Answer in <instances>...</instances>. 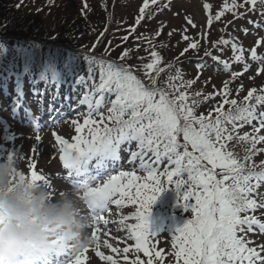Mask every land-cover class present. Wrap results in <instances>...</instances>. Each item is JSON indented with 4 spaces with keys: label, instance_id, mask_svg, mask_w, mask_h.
I'll return each mask as SVG.
<instances>
[{
    "label": "snow or ice",
    "instance_id": "snow-or-ice-1",
    "mask_svg": "<svg viewBox=\"0 0 264 264\" xmlns=\"http://www.w3.org/2000/svg\"><path fill=\"white\" fill-rule=\"evenodd\" d=\"M49 2L51 3L52 0ZM245 2L255 6L257 0H245ZM261 3H264V0H261ZM150 5L157 6L161 11L168 7L161 0H143L139 8V16L131 27L132 32H135V26L142 20L153 17L157 9L151 8ZM224 7L228 11H233L244 5H237L236 0H232L231 7L227 4ZM204 8L210 9L211 5L205 3ZM222 15L221 11L215 16H209L208 23L211 24L213 19L219 20ZM188 23L192 24V21L188 20ZM155 35L159 36L160 31ZM183 39L189 40V37L184 36ZM123 40L127 41L128 37H123ZM96 43L98 44L99 40ZM229 43V40L222 39L214 46ZM39 47L34 42H29L27 47L17 42L12 51L18 55H14L7 65L3 64V58L0 57V74H2L0 79L15 77L16 98L12 101L13 113L23 107L27 116L32 114L31 109L22 104L24 94L21 80L24 75L31 76L35 70L38 73V80L46 84L45 91L48 85L56 88L54 99L59 97V86L67 77L74 76L73 83L76 84H87L91 81L89 90L78 101V106L87 107V111L81 114L84 117L83 124L77 123L76 120L72 121L76 126V133H85V129L86 133L73 137L74 143H69L58 135L55 139L63 146L60 149L62 154L59 159L64 166L68 155L73 152L79 154L88 163L84 182L90 186L83 195L89 201L87 208L94 221L92 227L100 225L101 221L103 225H108L109 221L105 219L104 214L110 212V205L121 206L126 200L137 204L134 216L136 222L126 225V228L130 238L135 240V251H142L145 256L150 257L147 264H152V251L148 242L150 237L157 234H149L147 231L149 216L158 196L167 189L164 186L166 181L169 185L174 184L178 192H182V199L186 202L185 210L190 208L195 214L184 223L183 227L176 230L178 235L173 238L172 246L176 250L174 254L177 261L182 260V264H264V255H261L264 253V245L258 248L251 247V241L247 239V233L251 232L254 226L264 232V222L255 215H247L258 208L264 209V193H258L259 203L252 195L264 185V161H261L259 167L255 163L251 165L246 163L256 154V144L264 142V135L252 138L251 149L246 150L248 154L243 158L245 162H241L233 152L226 149L224 143H220L222 140L234 139L232 132L237 128V122H240L242 127L258 119L259 127L253 125L254 132L259 133L260 129L264 128V111H257V105L264 106V94L254 95L256 89H252L243 98L246 103L240 104L236 99H228L230 90L228 83L225 82L224 91L221 93L224 98L216 109V116L211 117L210 113L207 116L197 115L194 109L201 101L193 98L192 106H189L186 103L189 97L182 90L191 87L195 81H184L181 71L177 69L174 74L167 76L165 81L167 89H162L158 77L165 72V68L160 65L162 58L154 49L150 51L152 58L150 63L136 66V71H143L146 77L141 79L133 71L134 66L127 63L132 59V49H124L116 60L105 59V56L110 54L109 48H106L100 57L96 55L84 57L87 62L85 76L80 74L73 56L61 61L58 54L50 53L47 58H42L37 63L35 49ZM197 47V42L189 41L188 48H185L181 55L189 48L197 49ZM231 47L234 61L243 62L244 50L235 43H232ZM0 48L4 49L5 54L9 51L3 41H0ZM204 55L220 61V58L213 56L211 51L205 50ZM250 56L253 61H264V57L258 56L255 48L251 50ZM18 59L22 60V65L16 63ZM137 59L143 60V57ZM221 62L225 70L230 69L231 66L227 61ZM173 67L171 64L168 65L169 69ZM197 67L203 68L204 65L201 63ZM249 67L250 65L245 64L244 72H247ZM260 72H264V68H258L257 74ZM238 75L240 73L232 72L233 79ZM173 81L176 83L174 84ZM33 91L41 96L44 94L35 88ZM200 95L201 93L197 92L194 97ZM112 96L114 99H111ZM65 99H68L67 94ZM203 99L207 100L208 96H204ZM249 100L254 102L247 103ZM105 102L108 105L106 115L102 111ZM225 104L230 105L229 109L221 111ZM35 127H39L38 123ZM181 137L183 143L180 141ZM5 139L8 137L5 136ZM36 139L38 140L39 137ZM239 139L248 140L249 135L245 133ZM132 141L137 142V150H131ZM124 144L129 145V148L125 149L129 152L128 163L135 166L136 162H139L137 170L147 172L143 178L146 182L140 183L141 177L135 170L110 174L115 169H109L108 164L119 160L121 146ZM12 151L15 149L10 151L0 145V159L10 157ZM164 160H167L168 166L163 171H159L158 166ZM184 174L187 176L186 179ZM102 175H106L107 178L100 183ZM26 178L33 182L47 180L36 171H31L30 177L21 173L20 179ZM182 189L184 190L181 191ZM133 191L135 196L132 195ZM149 192L151 195L147 194ZM192 198L195 203H187ZM3 219L4 216L0 213V222H3ZM127 219L129 218L123 217L120 223L123 224ZM91 238L99 247L96 231L91 234ZM52 243L57 246L60 241L56 240ZM106 246L114 253L120 252V249L113 248L110 244ZM122 251L127 254L130 249L124 247ZM96 255L109 261L110 264H116L112 256H105L100 251H97ZM155 256L161 257V253L156 252ZM125 259H127L126 255ZM65 264L68 262L65 261ZM74 264H82L79 257ZM131 264H139V261L132 260Z\"/></svg>",
    "mask_w": 264,
    "mask_h": 264
},
{
    "label": "rangeland",
    "instance_id": "rangeland-1",
    "mask_svg": "<svg viewBox=\"0 0 264 264\" xmlns=\"http://www.w3.org/2000/svg\"><path fill=\"white\" fill-rule=\"evenodd\" d=\"M44 1L33 0L32 2L30 0L29 5L33 6L40 3L39 10H41V5L44 7V4L50 8L48 10L44 8L42 12L45 14L42 16H40L41 14L38 15L40 17L37 21L40 22V25L35 21L26 20L24 17L19 18L22 14L19 15L14 12L10 14L2 13L0 15V22L6 18L9 21V25L3 28L7 34L18 26L20 28L17 31L18 33L31 34L32 30L35 31L34 29L38 28L35 33L38 34L37 36L42 35L43 37L42 42L30 41L26 38L21 39L12 35V37H4L3 29H0V41H3L9 50L5 54L4 49L0 48V57L3 58L4 65H7L14 55H18L12 51L17 42L25 47L28 46L29 42H34L40 47H44L43 49L38 48L40 53L35 49L37 63L42 58H47L50 53L52 55L58 54V58L61 61L69 56L78 55V59L74 60V63L78 64L80 74L86 76L87 62L84 60V57L91 55L100 57L103 50L106 49L107 42H111L112 38L116 37L121 41L123 37L127 36L129 40L131 37H134L132 38V44L130 45L128 40L119 51V54L126 48L132 49V59L127 62L134 66L133 71L139 78L146 79L143 71H136V66L150 63L152 59L150 51L154 49L162 58L160 65L165 68V72L161 73L158 77L160 80L159 86L162 89H167V84L165 83L167 76L174 74L177 69L181 71L184 81H195L191 87L182 90L189 97L188 101H186L189 106H192L193 98L201 101L200 105L194 109L198 115L204 112H208L209 114L214 111V113L210 114H212V117L216 116V109L224 98L221 93L224 91L225 82L228 83L230 90L228 99H236L240 104L246 103L243 98L252 89H256L254 95L264 94V91H262L264 90V72L257 74L258 68H264V61H253L250 56L251 50L255 48L258 56L264 57V3H261V0H257L255 6L251 3H246L245 0H236L237 5L243 4L244 7L236 8L233 11H228L224 7L225 4L231 7L232 0H161L168 7L163 8L161 11L157 9V6L150 5L151 8L157 10L151 19H144L137 25L135 33H132L131 27L139 16V8L142 6L143 0H91L90 8L93 11L89 9V12L83 6L84 0H56L54 5H48L49 0ZM111 1H116V3L113 12L111 9L109 10V16L118 18L119 22L116 23L119 26L118 29H115L117 31L116 34H113L115 30L110 29L109 26L108 31L99 40L98 33L102 30V28L100 29L101 24H104L102 20L104 22L107 21L104 14L108 10V5H110ZM205 3L210 4L211 8L206 10L204 8ZM59 5L60 7H57ZM50 10L52 12H49ZM221 11L223 15L220 19H213L212 23L209 24V16H215V14ZM78 13L81 14L83 20L79 18ZM59 17L65 19H68V17L73 18L70 21V26L78 33L76 38L71 35L72 32L67 28L68 26L64 27L61 25V22L58 23L57 19ZM188 20H191L192 24H189ZM193 24L195 27H193ZM77 25L80 26L78 27ZM43 27L57 31L59 34L65 36H59L60 39L68 38L70 40L82 41L79 43L84 45L85 48H80L83 50L79 51L76 47H72L71 49L68 44L59 42L58 44L53 40L51 44L46 45L45 43L51 39L49 35L53 31H41ZM157 31H160L159 36L155 35ZM130 32L131 35L129 36ZM184 36H188L189 40H184ZM96 38L99 40L98 46L91 49L90 45L96 42ZM5 39H7V43H5ZM222 39L229 40L230 43L228 45L214 46L216 42ZM189 41L197 42V49L189 48L186 53L181 55L183 50L188 48ZM232 43H235L244 50L243 62L238 63L234 61ZM205 50L211 51L213 56L220 58V61L206 57L204 55ZM90 51L91 53H89ZM137 57H143V60H139ZM105 59H113V57L105 56ZM221 61H227L231 66L230 69L225 70L224 64ZM16 63L22 65V60L18 59ZM201 63L204 67L198 68L197 65ZM169 64L174 67L169 69ZM245 64L250 65L247 72H244ZM17 70L19 71V69ZM232 72L240 73V75L233 79ZM74 79V76L67 77L59 86V97L54 99L53 94L56 88L48 85L45 91L46 84L44 81L38 80V73L35 70L31 76L24 75L21 80L24 94L22 104L31 109V116L25 114L23 107L13 113L12 101L16 98L15 77L0 79V145L10 151L15 149V151H12L10 157L1 159L0 162H15L18 165H22L23 171L17 173L19 179L21 173H24L26 177H30L31 171H36L38 175H43L47 180L34 183L45 187L52 198L63 196L66 191L75 193L81 198L79 192L73 189L68 182H64L67 172L62 167V161L59 159V156L62 154L60 149L63 146L59 145L55 139L58 135L68 140L69 143H74L73 137L86 133V129L85 133H76V126L72 124V121L76 120L77 123L83 124L84 117L81 114L87 111V107L86 105L78 106V101L89 90L91 81H88L87 84H76L73 83ZM96 79L97 81L99 79L98 73ZM173 83L175 84L176 81H173ZM34 88L38 92H43V96L35 94ZM197 92L201 93V95L194 97V94ZM66 94L68 99H65ZM204 96H208V99L204 100ZM111 99H114V96ZM38 101H41V103H38ZM252 102L254 101H247V103ZM107 106V102H105V107L102 109L105 115L107 114ZM229 107L230 105L225 104L221 111H227ZM257 111H264V106L257 105ZM36 123L39 125L38 128L35 127ZM237 124L238 126L232 132V135L247 133L251 141L245 142L250 144L247 145L248 143L245 144L244 141H240L238 142L242 147L240 148L235 146L231 141L222 140L220 143H224L228 151L233 152L234 155L237 153L239 157H236L241 162H245L243 158L248 154L246 150L252 146V138L264 135V128H261L259 133L254 132L253 125L259 127L258 119L254 120L252 124H244L242 127L240 126V122H237ZM5 136L8 139H5ZM36 137H39V139L37 140ZM180 141L183 143L182 137ZM127 148H129L128 144L122 145L119 160L108 164L109 169H115L110 174L115 175L119 171L135 170L136 174L141 177L140 183L146 182L143 178L147 175V172L137 170L139 162L137 161L135 166L128 163L129 152L125 150ZM130 148L131 150H137V142L132 141ZM261 149H264V142L256 144V154L252 156L250 161H246V163L249 165L255 163L259 167L261 161H264V151H261ZM149 156H151V153H149ZM167 166V160H164L158 166V170L163 171ZM106 178V175L102 176L103 181ZM184 178H187L186 174H184ZM103 181L100 183H103ZM164 186L167 189L158 196L156 202L151 207L149 216L147 231L149 234H157L150 237L148 242L152 251V264H182V260L177 261L175 257L174 253L176 250L172 246L173 238L178 235L176 230L183 227L185 223L184 219H191L195 214L190 208L185 210L184 203L186 202L182 199V192H178L174 184L169 185L165 181ZM258 193H264V185L252 194L253 198L257 199L259 203L260 196ZM147 194L151 195L150 192ZM132 195L135 196L134 191ZM187 203L194 204V198L190 199ZM137 207V204L128 202L127 200L121 206L110 205V212L104 214L105 219L109 221L108 225L101 224L97 228L94 226L97 229V236L99 237V247L93 243L86 250L73 253L74 256L71 263L74 264L76 258L79 257L82 264H110L109 261H105L96 255V252L100 251L105 256H112L116 264H131L132 260H138L139 264H147L150 257L145 256L142 251H135V240L130 238V234L126 228V225L136 222L134 220L136 210L133 209ZM247 215H255L264 222V209L258 208L255 212H249ZM123 217H128L129 219L124 220L123 224H121L120 221ZM115 223L117 225H113ZM113 226L116 227L114 228ZM247 239L251 241V247L258 248L260 245H264V232H261L257 226H254L253 230L247 233ZM106 244L120 249V252L114 253ZM124 247L130 249L129 253H123L122 249ZM156 252H160L162 258L156 257ZM125 255L127 259H125ZM261 255H264V253H261Z\"/></svg>",
    "mask_w": 264,
    "mask_h": 264
},
{
    "label": "clouds",
    "instance_id": "clouds-1",
    "mask_svg": "<svg viewBox=\"0 0 264 264\" xmlns=\"http://www.w3.org/2000/svg\"><path fill=\"white\" fill-rule=\"evenodd\" d=\"M80 156L70 153V166L79 163ZM22 165L0 162V264H17L30 251H44L53 238L78 253L93 244L90 232L94 223L88 211V200L75 193L50 197L48 190L29 179L21 181ZM23 264H30L25 260Z\"/></svg>",
    "mask_w": 264,
    "mask_h": 264
},
{
    "label": "trees",
    "instance_id": "trees-1",
    "mask_svg": "<svg viewBox=\"0 0 264 264\" xmlns=\"http://www.w3.org/2000/svg\"><path fill=\"white\" fill-rule=\"evenodd\" d=\"M36 1H40V0H36ZM46 1L47 0H45L44 2H46ZM32 2H33V0H32ZM55 3H56V0H52V2L51 3L49 2L48 5H51V4L54 5ZM90 3H91V0H84L83 6L85 7V4H87V7H86L87 12H89V9H90V11H93L92 8H90ZM115 3H116V1L115 2L114 1L112 2L111 1V3H109L110 5H108V10L104 14L107 21L104 22V20H102V23H104V24H101V27H100V29L102 28V30L100 31V29H99L100 32L99 31H98L99 33L97 32L98 33L99 40H101L102 37H103V35H104V33H106L108 31L109 26H110V29L111 28L113 30L118 29V26L119 25H118V23H116V22H119L118 21V18H113L112 16H109L110 15V11L109 10L111 9V11L113 12L114 7H115ZM39 4L40 3H38L36 5H33V6H35V7H33V6H29L30 5V0H15V1L14 0H0V15L2 13H6V14L8 13V14H10V13L14 12V13L19 14V15L22 14L21 17H19V18L24 17L26 20H31L32 22L35 21V22L39 23L38 25H40V22L37 21V19L40 16H42L43 14H45V13L42 12L44 10V8H46L47 10L50 9V8L47 7V6H45V4H44V7H42V5H41V10H39L38 9L39 8ZM57 7H60V5L57 6ZM52 10H50L49 12H52ZM38 15H40V16L38 17ZM77 15L79 16V18L81 20H83V17L81 16V14L78 13ZM57 20H58V23L59 22L62 23L61 24L62 26H64V27H67L68 26L67 28L70 30V32H72L71 35L74 36V38H76V35H78V33H76V31L73 29V27L70 26V21L73 20V18L68 17V19H65L63 17L62 18L59 17ZM4 25H6V27L9 25V21L7 20V18L4 19V21L0 22V29L5 28ZM104 25H106V26L104 27ZM135 27L137 28V25ZM14 29L10 33H8V34L6 33V30L3 29V34H5L4 37H7V36H11L12 35V36H15V37H19L21 39L26 38V39H28L30 41L42 42V40H43L42 39L43 38L42 35L37 36L38 34L35 33V32H37V29L38 28H35L34 29L35 31L32 30L31 31V34H29V33L21 34V32L18 33L17 31H18V29H20L18 26L16 28H14ZM105 29H107V30L105 31ZM48 30L49 31H53V30L47 29L45 27L41 28V31H44V32H47ZM116 32L117 31L115 30V32L113 34H116ZM135 32H136V30H135ZM135 32H132V33H135ZM47 34H49V33H47ZM130 35H131V32H130L129 36ZM32 36H34V37H32ZM59 36L60 37H65V36H63V34H59L57 31L51 32V35H49V37H51V39L48 40V41H46L45 44L46 45L51 44L52 43V40H53V41H55V43H58L59 42V43H62V44H68V46L71 49H72V47H76L79 51H82L83 49H80V48H85L84 45H82L81 43H79V42H82V41H79V40H70L68 38H65V39H62L61 38L60 39ZM98 38H96V42L98 41ZM132 38H134V37H131L130 40L128 39L130 45L132 44ZM109 40H111V39H109ZM128 40L124 42L123 40L120 41L118 38L115 37V38H112L111 44H109L110 41L107 42L106 48H109L110 49V54L107 57L112 56L113 59L116 60L118 58V56L120 55L119 54V51L126 44V42H128ZM6 41H7V39H5V43H7ZM96 42L95 43H91V45H90L91 49H93L95 46H98V44ZM122 42H124V43H122ZM117 45H119L120 47H117ZM43 48L44 47L41 46L39 49H43ZM36 51L39 52L38 48L36 49ZM89 53H91V51ZM103 54H104V50L101 53V56ZM73 57L75 58V60L78 59V55H75ZM210 113H214V112H210ZM201 114H204V115L207 116L208 115V112H204V113H201ZM201 114H199V115H201ZM211 117H212V114H211ZM244 134L245 133L236 134L234 136V139L231 140V142H233L235 144V146H238V147L242 148L241 145L238 144V142H240V141H244V142L245 141H248V142L251 141L250 139H248V140H240L239 137L244 136ZM248 142H245V144H247ZM249 144L250 143H248L247 145H249ZM250 149H251V147H250ZM235 156L239 157V155L237 153L235 154Z\"/></svg>",
    "mask_w": 264,
    "mask_h": 264
},
{
    "label": "bare ground",
    "instance_id": "bare-ground-1",
    "mask_svg": "<svg viewBox=\"0 0 264 264\" xmlns=\"http://www.w3.org/2000/svg\"><path fill=\"white\" fill-rule=\"evenodd\" d=\"M113 225H117L116 223L115 224H113ZM114 228L116 227V226H113ZM38 253L40 254V253H44V252H42V251H38ZM57 258V257H56ZM58 258H61V257H58Z\"/></svg>",
    "mask_w": 264,
    "mask_h": 264
}]
</instances>
